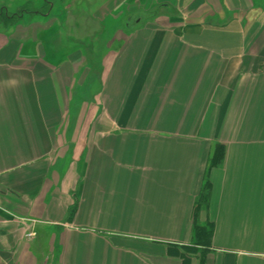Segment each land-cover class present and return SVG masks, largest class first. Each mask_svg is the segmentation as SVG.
<instances>
[{"label":"crops","instance_id":"obj_1","mask_svg":"<svg viewBox=\"0 0 264 264\" xmlns=\"http://www.w3.org/2000/svg\"><path fill=\"white\" fill-rule=\"evenodd\" d=\"M157 6L92 79L60 32L31 52L0 23V264H182L195 226L203 264H264V0Z\"/></svg>","mask_w":264,"mask_h":264},{"label":"rangeland","instance_id":"obj_2","mask_svg":"<svg viewBox=\"0 0 264 264\" xmlns=\"http://www.w3.org/2000/svg\"><path fill=\"white\" fill-rule=\"evenodd\" d=\"M3 2L2 6H5L9 13L20 14L18 8L22 7L20 9L23 10L20 15L22 18L17 22L16 18L13 19L15 21L13 26L18 27L25 35L27 43L39 45L40 42L46 51H50L51 47L57 44L60 32L67 39V45L71 46L68 50L78 48V51L85 57L83 62L89 70L91 69V79L95 76L93 71L97 69L96 66L101 58L109 56V51L104 49L103 44H110L107 41L115 34L122 35L131 29L140 27L145 21L150 20V14L156 11L158 13L167 12V8L161 10L158 6L152 8L151 0H126L114 13L111 9V1L107 3L108 0H0V4ZM27 2H31L32 7L31 4L30 6L25 5ZM43 3L50 5V9L41 16H37L34 12ZM104 4H106L105 7H103ZM100 14L107 17L102 25L95 20L98 16H102ZM130 17L131 22L125 26L127 18ZM112 18L114 21H111ZM0 23L3 22L0 21ZM137 23L140 25L135 26ZM13 26L11 28H14ZM86 76H89L88 73ZM95 87H97L96 84L92 83L90 87L92 94L96 91Z\"/></svg>","mask_w":264,"mask_h":264},{"label":"trees","instance_id":"obj_3","mask_svg":"<svg viewBox=\"0 0 264 264\" xmlns=\"http://www.w3.org/2000/svg\"><path fill=\"white\" fill-rule=\"evenodd\" d=\"M30 4L32 7L31 2H27L25 5L30 6ZM49 6L46 5L45 3H43V5H41L38 10H35L34 13L37 16L38 15L41 16L42 14L48 12V10L50 9ZM21 8L22 7L18 8V11H20V14L9 13L4 8L2 10H0V21L3 22L5 27H12L14 25V22H15V21H13V19L15 20V18H16V22H17L18 19L22 18L20 16L23 12V10H20ZM17 16H19V17H17ZM62 26L65 27L64 24H62ZM34 46H35V44H30L31 49L28 46H26L27 52H28V49H30L32 52L34 49ZM27 52H26V54H28ZM30 56H28L27 58L33 57L32 55H30ZM224 151H225V148L222 144L217 143L214 145L213 151H212V153L209 157L208 163H207V169H206V172L204 174L202 188H201L199 196L195 202L193 215H196V213L198 212L200 207L206 206L208 204L209 192H210V184L208 181V172L212 168L218 167L221 165L223 158H224ZM210 239H211V232L210 231L206 232L204 230V228L195 226L194 231H193V239H192L191 246H182V247H180V249H175L174 252H171V256H174L176 258H180L182 261V264H189V255H197L198 254L200 264H203L204 254H205L204 252L206 251V250L204 251L203 249L210 246ZM199 249H201L200 252H199Z\"/></svg>","mask_w":264,"mask_h":264}]
</instances>
